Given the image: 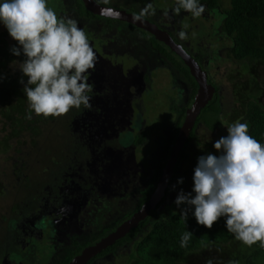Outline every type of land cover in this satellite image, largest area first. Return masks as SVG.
<instances>
[{
    "label": "flooded vegetation",
    "instance_id": "flooded-vegetation-1",
    "mask_svg": "<svg viewBox=\"0 0 264 264\" xmlns=\"http://www.w3.org/2000/svg\"><path fill=\"white\" fill-rule=\"evenodd\" d=\"M93 1L102 7L123 11L146 20L166 33L205 73L207 83L213 88L210 102L216 96H220L205 68V59L212 55L214 57L218 49L223 47L216 38L217 35H227L221 30V25L217 26L214 22L213 14L219 0H216L214 7L209 6L211 0H197L198 5L204 6V11L199 16H194L179 7V0ZM63 3L64 10L59 15L78 22V27L85 31L90 46L98 58L95 71L89 70L92 76L89 77L88 83L94 84L93 92L90 93L93 96L90 100L92 108L86 109L85 116L83 115L85 110L82 112H79L80 109L74 110V121L78 123L81 118L84 125L85 117L97 122L101 119L106 133L110 132L113 136L105 143L100 141L97 145L91 146L85 163L77 164L75 170L63 174L60 182L63 187L58 193L51 191L52 188L47 181L41 183L42 187L40 186L34 193L29 210L23 214L21 236L14 243L16 254L23 256L22 259H18L17 264H23L25 258L28 259L33 254L41 239L44 244H41L39 251L45 248L50 255L47 264H69L84 249L107 237L136 213L155 192L185 121L186 112L194 103L198 90L188 67L150 32L127 21L95 14L86 8L83 0H67ZM181 32L184 33L183 38ZM192 37H196L197 40H192ZM161 74L167 78L165 81L162 80L164 81L162 84L159 83ZM170 76L180 78V84L184 85L187 97L181 106L176 103L175 108L169 106L168 110L160 111L157 95L168 87ZM21 86L24 87L22 84ZM162 93L167 92L164 90ZM167 94L168 96H164L165 102L175 100L170 93ZM209 103L200 110L190 134L193 133L195 136L199 128L203 126L207 128L199 118ZM145 107L149 110L151 107L155 117L154 113L146 114ZM163 112H165L163 117L171 115L172 120L161 118L160 114ZM38 118L36 116L29 120L34 121ZM80 126L78 123L77 127ZM163 126L164 129L160 128ZM176 131L175 139H172ZM117 134L118 139L123 140L121 144H114L116 142L112 140ZM190 134L183 146L193 140L194 136L189 141ZM170 144L155 190L144 203L140 204V199L146 196L143 195V191L154 182L156 163L163 157L166 147ZM138 148L143 152V156L138 155ZM70 155L68 152L64 154V159L61 158L64 163L68 164L66 160L71 158ZM178 158L173 172L176 166L178 167ZM60 165L57 168L58 172ZM58 172L50 173L49 177L53 178ZM170 179L161 200L170 194L173 185L171 183L168 186ZM167 188L169 190L166 192ZM82 194L89 196L86 203L82 201ZM114 199H117L114 201L115 206L107 211L106 207L109 205L105 204L113 202ZM157 205L158 203L153 210L160 207ZM129 212L131 215L126 217ZM102 213L104 215L101 217ZM70 214L77 219L70 220ZM41 229H45L42 236L39 234ZM122 238L95 255L86 264H102L125 251L119 248L113 252L108 251ZM8 254L7 250L0 253L2 264H15L8 260Z\"/></svg>",
    "mask_w": 264,
    "mask_h": 264
},
{
    "label": "rangeland",
    "instance_id": "rangeland-1",
    "mask_svg": "<svg viewBox=\"0 0 264 264\" xmlns=\"http://www.w3.org/2000/svg\"><path fill=\"white\" fill-rule=\"evenodd\" d=\"M65 1L67 0H48V6L60 17L59 13L64 10L63 6L65 3L63 2ZM229 9L230 0H219L217 9L213 14L215 16L214 22L217 26L221 25L222 31L225 12ZM216 17L220 19H216ZM0 33L5 34V40L8 45L21 47L9 35L7 28L2 22H0ZM216 38L221 42L223 47L220 50L218 49L214 57L212 55L205 59V68L211 75V79L220 94V120L212 130L205 128V126L199 128L193 140L189 143L188 151L190 156L187 157L180 175L174 181L170 194L167 196L168 198L158 208L159 213H162L167 219L176 212L188 207L186 204L177 207L174 201L181 189L185 193L192 192L194 187L193 175L195 167L198 164V158L207 154L216 156L221 154L220 151L214 148V143L221 137L228 135L227 127L231 126L234 122L238 120L244 122L243 112L246 109L247 103L252 102L264 109V61L257 63L236 61L230 54L232 38L225 34L217 35ZM192 40H197V38L192 37ZM21 53L20 56H16L11 60L12 63L8 65L5 77L7 80L18 78L19 82L23 79L26 84L28 77L18 67V63L26 59L22 49ZM174 60L177 61L176 59ZM13 61H16L17 64H13ZM159 78L160 84L167 80L166 75L162 76L161 74ZM179 79L177 76H170L168 87L163 89V91L165 90V92L170 93L175 98L174 101L165 102L164 96H168V94L162 93L163 91L157 95L159 97L160 111L168 110L169 106L170 108H175L176 103L180 106L185 103L187 93L184 85L180 84ZM159 90H162V88H159ZM90 103L92 104V102ZM210 106L213 107V104H210ZM27 108L29 107L27 106ZM74 110L79 109H70L67 114L59 117L37 116L33 112L31 114L32 118L34 119L36 116L39 118L30 122L28 130L17 129L13 122L12 124L6 123L4 135L0 133V139L8 136L11 137V139L9 138L8 147L5 150H0V253L7 250L9 253L8 260L15 264H17L18 259H22L23 257L16 254L14 246V243L21 236L20 227L24 222L22 221V217L24 212L29 210V204L32 202L33 195L40 188L41 183L47 181L50 184V188H52L51 191L58 193V190L63 187L60 184L63 174H68L75 170L77 164L85 163L91 146L97 145L100 141L101 143H105L113 136L110 132L106 133V128L102 126L103 120L101 119L97 122L95 120H88L89 118L85 117V124L82 125L83 120L79 118L78 123L81 126L77 127L78 123L74 121ZM82 110H85L83 113L85 116L86 109L83 106H81L79 112H82ZM145 113H154L153 116L155 117V112L151 107L150 110L145 107ZM164 113L160 114L161 118L172 120L171 115L163 117ZM164 127L160 128L164 129ZM14 130H18V134H13L12 132L11 136L10 133ZM112 140H115L116 143L114 144H121L123 142L121 138L118 139V134ZM124 140L127 141L125 138ZM138 150V155L143 156L141 149L138 148ZM67 152L68 155L71 153V158L66 160L68 164L64 163L61 159H64V154H67ZM59 165L60 171L58 172L57 168H59ZM56 172L58 174H55L53 178L49 177L50 173L54 174ZM180 178H183L182 184L177 183ZM48 180L52 182L50 183ZM192 196H195L194 192H192ZM88 198L89 196L82 194V201L84 203H86ZM114 201H117V199H114L109 204H105L109 205L106 207L107 211L112 210L115 206L116 202ZM131 204H133V201H131ZM111 214L113 215V211ZM103 215L104 213L101 214V217ZM106 218L108 219V216ZM69 219L76 220L77 218L70 214ZM44 232L45 229H41V233L39 231V234L42 236ZM14 239L16 240L14 241ZM41 244H44L43 239L38 241L35 251L28 259L25 258L23 264L48 263L49 252L45 248L39 251ZM248 247L250 246L235 238L228 243L201 248L193 254L188 255L180 264H207L209 260L212 264H229V262L241 264L240 256L243 255L242 253H245V249ZM1 261L2 259L0 258V264H2ZM135 261H139L142 264L147 262L146 258L138 254L132 245L113 259H107L102 264H132ZM258 262L264 264V259L261 258Z\"/></svg>",
    "mask_w": 264,
    "mask_h": 264
},
{
    "label": "clouds",
    "instance_id": "clouds-1",
    "mask_svg": "<svg viewBox=\"0 0 264 264\" xmlns=\"http://www.w3.org/2000/svg\"><path fill=\"white\" fill-rule=\"evenodd\" d=\"M179 7L194 16L204 11L197 0H179ZM0 22L21 46L13 47L12 53L20 56L22 49L26 57L18 67L28 77L26 84L20 80L29 102L28 119L33 112L59 117L73 108H92L94 84L88 83L89 70L95 71L98 58L76 20L58 17L48 0H2ZM180 35L184 37L183 32ZM227 132L214 143L219 156L198 158L193 175L195 196L181 189L174 203L188 206L180 212L184 222L194 206L198 224L211 229L225 217L227 230L244 244L264 243V145L249 135L246 122H234ZM177 183L182 184L183 178ZM192 235L189 231L182 234L181 247L187 246Z\"/></svg>",
    "mask_w": 264,
    "mask_h": 264
},
{
    "label": "trees",
    "instance_id": "trees-1",
    "mask_svg": "<svg viewBox=\"0 0 264 264\" xmlns=\"http://www.w3.org/2000/svg\"><path fill=\"white\" fill-rule=\"evenodd\" d=\"M215 2L216 0H211L209 6H216ZM223 30L232 38L230 54L234 60L247 63L264 61V0H230V9L225 12L223 20ZM13 47L15 46L6 43L5 34L0 33V133L2 135L6 132V123L12 124L14 122L17 129L24 131V129H29L32 121L27 118L29 102L25 98L18 78L7 80L5 77L8 65L16 57L11 51ZM189 77L193 80L191 76ZM219 101L220 96L213 98L199 118L210 130L214 129L220 120ZM210 104H213V107H209ZM243 113L244 122L248 124L249 135L264 145V109L249 102L246 104ZM12 132L18 134V130H14L11 131V136ZM176 134L177 131L172 139H175ZM193 136L194 134L191 133L189 141ZM9 138L11 139L10 136L0 139V150H5L8 147ZM188 144L183 146L179 154L178 167L176 166L168 186L174 183L180 175L187 157L190 156ZM170 147L171 144L166 147L165 154L156 163L154 182L143 191V195L146 196L140 199V204L144 203L154 192L156 181L161 175ZM168 190L169 188L166 189V192ZM163 200L158 202V207L163 203ZM180 212H176L167 219L162 213H159L156 207L137 227L131 229L108 251L113 252L117 248L126 250L133 245L136 252L146 258L147 262L144 264H180L188 255L201 248L228 243L236 238L233 233L227 230L225 217L219 218L209 229L197 223L193 215L194 208L189 211L185 222L180 217ZM129 215L131 212L126 217ZM186 231L193 235L190 237L187 246L181 247V236ZM242 254L240 256L241 264H260L258 260L264 259V243L258 241L246 248L245 253ZM132 264L142 263L135 261Z\"/></svg>",
    "mask_w": 264,
    "mask_h": 264
},
{
    "label": "water",
    "instance_id": "water-1",
    "mask_svg": "<svg viewBox=\"0 0 264 264\" xmlns=\"http://www.w3.org/2000/svg\"><path fill=\"white\" fill-rule=\"evenodd\" d=\"M83 1L86 8L95 14L127 21L136 25L137 27L143 28L146 31L150 32L156 40L168 47L188 67L191 76L197 83L198 90L195 96L194 103L186 112V118L179 131L175 146L171 152L165 168L163 169V173L158 186L150 199L136 213H134L130 218H128L119 227H117L112 233H110L107 237L101 239L96 244L84 249L69 264H86L95 255L114 244L120 238L124 237L129 233L131 229L137 227L138 224L148 216L149 212L155 208L156 204L164 196V190L167 186L168 180L171 177V174L173 173L174 165L177 161L178 154L183 146L184 141L188 138L192 126L198 114L200 113V110L210 102L213 95V88L207 83L205 73L199 68L197 63L181 49L179 45L175 44L172 41V39L166 33L160 31L146 20L129 15L123 11L102 7L100 5H97L93 0Z\"/></svg>",
    "mask_w": 264,
    "mask_h": 264
}]
</instances>
